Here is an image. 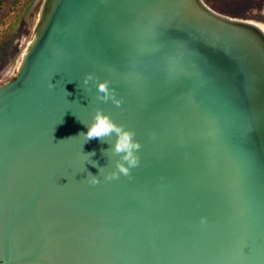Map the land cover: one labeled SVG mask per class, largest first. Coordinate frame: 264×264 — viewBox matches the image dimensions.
<instances>
[{
  "label": "water",
  "instance_id": "1",
  "mask_svg": "<svg viewBox=\"0 0 264 264\" xmlns=\"http://www.w3.org/2000/svg\"><path fill=\"white\" fill-rule=\"evenodd\" d=\"M254 21L205 0H48L0 84V264H264ZM87 73L121 104L97 99ZM97 109L135 132L128 176L104 178L115 136L79 135Z\"/></svg>",
  "mask_w": 264,
  "mask_h": 264
},
{
  "label": "rangeland",
  "instance_id": "2",
  "mask_svg": "<svg viewBox=\"0 0 264 264\" xmlns=\"http://www.w3.org/2000/svg\"><path fill=\"white\" fill-rule=\"evenodd\" d=\"M0 84L13 79L34 40L45 0H0ZM214 10L264 27V0H205Z\"/></svg>",
  "mask_w": 264,
  "mask_h": 264
},
{
  "label": "clouds",
  "instance_id": "3",
  "mask_svg": "<svg viewBox=\"0 0 264 264\" xmlns=\"http://www.w3.org/2000/svg\"><path fill=\"white\" fill-rule=\"evenodd\" d=\"M90 82L95 83L97 99L105 102L111 100L117 106L121 104V101L117 99L115 94L110 90L107 80L101 81L93 73H87L84 77L83 84L88 86ZM85 127L87 128V132L80 133L79 135H84L86 143L92 139H99L102 143H105V137L111 138L115 136L114 144L108 149L102 150L103 154L110 150L114 157H118V159L115 160L114 170L105 175V180L117 179L121 174L128 176L130 170L138 166V151L141 145L134 139V131L126 129L123 125L114 122L110 115L106 114L102 109H97L95 111L92 122L86 124ZM86 154L92 157L95 155V151ZM91 164L93 167H98L99 172L104 168L99 167L94 160H92ZM86 179L93 185L100 182L99 175H93L90 172L87 174Z\"/></svg>",
  "mask_w": 264,
  "mask_h": 264
},
{
  "label": "bare ground",
  "instance_id": "4",
  "mask_svg": "<svg viewBox=\"0 0 264 264\" xmlns=\"http://www.w3.org/2000/svg\"><path fill=\"white\" fill-rule=\"evenodd\" d=\"M47 2L48 0L43 4V7H42V10H41V13H40V17H39V21L37 23V26L35 28V32H34V39L36 38L37 36V31L38 29L41 27V25H43L44 23V18H45V14H46V10H47ZM254 25H257L258 27H260L263 31H264V27L260 24V23H256L255 21L253 22ZM34 41V40H33ZM32 41V42H33ZM32 44V43H31ZM28 49V48H27ZM26 55V54H25Z\"/></svg>",
  "mask_w": 264,
  "mask_h": 264
},
{
  "label": "trees",
  "instance_id": "5",
  "mask_svg": "<svg viewBox=\"0 0 264 264\" xmlns=\"http://www.w3.org/2000/svg\"><path fill=\"white\" fill-rule=\"evenodd\" d=\"M0 7H1V2H0Z\"/></svg>",
  "mask_w": 264,
  "mask_h": 264
}]
</instances>
